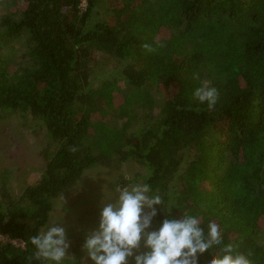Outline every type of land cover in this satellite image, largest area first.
Masks as SVG:
<instances>
[{"label": "trees", "instance_id": "trees-1", "mask_svg": "<svg viewBox=\"0 0 264 264\" xmlns=\"http://www.w3.org/2000/svg\"><path fill=\"white\" fill-rule=\"evenodd\" d=\"M0 9V117L31 116L48 132L41 177L21 194L0 187V264H41L29 238L54 200L96 163L129 159L149 169L164 214L189 212L205 228L218 220L223 243L264 264V0H0ZM16 42L11 69L2 51ZM102 53L120 67L100 81ZM204 83L217 90L211 108L193 95Z\"/></svg>", "mask_w": 264, "mask_h": 264}, {"label": "clouds", "instance_id": "clouds-1", "mask_svg": "<svg viewBox=\"0 0 264 264\" xmlns=\"http://www.w3.org/2000/svg\"><path fill=\"white\" fill-rule=\"evenodd\" d=\"M193 95L209 108L217 100V90L207 83ZM113 192L114 199L100 201L98 224L86 232L81 246L86 253L83 259L90 264H201L209 249L213 254L203 264H253L232 243H223L220 221L212 220L205 228L200 217L189 212L178 217L164 214V201L149 184H117ZM161 214L163 218L157 221ZM29 239L35 260L64 264L71 243L60 217ZM214 245L220 247L215 249Z\"/></svg>", "mask_w": 264, "mask_h": 264}, {"label": "rangeland", "instance_id": "rangeland-1", "mask_svg": "<svg viewBox=\"0 0 264 264\" xmlns=\"http://www.w3.org/2000/svg\"><path fill=\"white\" fill-rule=\"evenodd\" d=\"M85 7L86 3L83 2L82 8L85 9ZM15 47L17 50L14 52L9 49L2 51L5 56L12 57L11 69L15 68L19 54L22 52L20 43L16 42ZM94 57L95 60L100 58L103 62L98 68L100 81L106 78L112 79L119 73L117 72L119 63L113 56L102 53L98 57L95 54ZM118 79L121 85H125L124 79ZM46 133L48 135L44 125L31 116L26 118L21 113H2L0 117V187L2 182L6 181L7 187L12 192L21 194L27 186L41 177L46 164L44 150L48 147ZM149 174V169L133 159L116 167L96 163L86 169L82 177L65 194L57 197L54 200L50 220L60 217L66 229L71 243L66 257L79 256L77 259L82 264H90L83 259L86 253L84 252V255L80 257L76 248L79 249V253L86 232L97 226L100 201L103 198L114 199L113 189L117 184L125 185L123 180L134 179L129 184L145 183L144 178ZM79 188L80 191L75 192Z\"/></svg>", "mask_w": 264, "mask_h": 264}, {"label": "built area", "instance_id": "built-area-1", "mask_svg": "<svg viewBox=\"0 0 264 264\" xmlns=\"http://www.w3.org/2000/svg\"><path fill=\"white\" fill-rule=\"evenodd\" d=\"M13 242L18 245L24 246V242L22 240H14Z\"/></svg>", "mask_w": 264, "mask_h": 264}]
</instances>
